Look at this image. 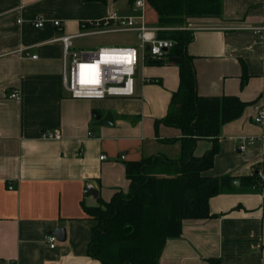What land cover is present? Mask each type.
<instances>
[{
	"label": "crops",
	"instance_id": "1",
	"mask_svg": "<svg viewBox=\"0 0 264 264\" xmlns=\"http://www.w3.org/2000/svg\"><path fill=\"white\" fill-rule=\"evenodd\" d=\"M112 9L143 13L132 0H0V264H98L87 253L95 222L83 204L96 206L127 192V161L180 154L179 141L161 138L180 137L181 131L161 125L157 136L154 125L168 113L180 83L179 63L169 61V54L165 61L140 62L130 97L73 98L63 88V45L54 39L78 34L84 22ZM144 14L149 24H160L147 0ZM38 19L46 21L43 27L32 25ZM54 19L62 21L61 30ZM186 22L194 34L188 53L199 94L234 95L250 104L223 125L220 151L204 172L233 178L227 191L209 201L216 216L185 220L181 236L167 240L159 264H210V258L264 264V187L253 189L242 181L264 170V124L253 119V105L264 103V36L254 31L264 25V0H223L220 16ZM80 38L73 39L76 48H84L76 44ZM245 69L249 76L243 86ZM13 90L21 92L20 100L9 97ZM108 111L115 124L96 125L94 112L105 116ZM48 129H60L62 138H43ZM249 137L255 142L241 149ZM212 144L200 139L196 155ZM89 186L96 196L87 192ZM61 227L66 240L51 248L45 236Z\"/></svg>",
	"mask_w": 264,
	"mask_h": 264
},
{
	"label": "trees",
	"instance_id": "2",
	"mask_svg": "<svg viewBox=\"0 0 264 264\" xmlns=\"http://www.w3.org/2000/svg\"><path fill=\"white\" fill-rule=\"evenodd\" d=\"M147 2L157 10L161 25H182L191 17L220 16L223 9V0ZM162 35L176 41L169 55L181 58L180 83L168 113L156 119L154 125L157 136L161 125L181 131L180 137L161 138L168 143L179 141L180 154L176 158L156 154L127 161V192H116L110 201L100 199L96 206L83 204L95 222L87 253L98 264H159L167 240L181 236L183 222L215 217L209 208L210 199L227 191L233 183L230 175L211 177L204 172L213 167L220 151L223 125L240 117L250 103L234 95L199 94L194 58L188 53L194 34L176 29ZM248 76L245 69L243 86ZM260 97H264V92ZM205 138L212 139L213 144L198 156V141ZM242 181L253 189L264 187V182L259 184L257 171ZM209 262L222 264L217 258H210Z\"/></svg>",
	"mask_w": 264,
	"mask_h": 264
},
{
	"label": "built area",
	"instance_id": "3",
	"mask_svg": "<svg viewBox=\"0 0 264 264\" xmlns=\"http://www.w3.org/2000/svg\"><path fill=\"white\" fill-rule=\"evenodd\" d=\"M135 9L143 11L140 15H122L112 9L105 17L98 20L84 22L81 31L76 35L62 33L54 39L63 45V88L73 98H95L103 99L112 96L130 97L135 94V75L141 61L167 60L169 52L176 45V41L164 37L162 34L176 29H187V26L180 25L171 27L168 25H151L146 21L144 8L146 0H133ZM54 26L59 30L63 24L60 19L52 20ZM32 25L40 28L46 23L44 19L31 21ZM255 33L264 36V25L255 27ZM113 32H134L139 43L137 45H112L99 46L95 49L76 48L74 38L90 35L113 33ZM149 47V49H147ZM21 53H26L27 48H20ZM28 54V52H27ZM36 58L37 55H32ZM10 98L20 100L21 92L13 90ZM254 122L264 124V103L256 102L254 105ZM42 137L47 139H61L60 129H48L42 132ZM254 137L245 138L240 145L244 149L246 144H253ZM125 155H121L125 159ZM106 155H101V159ZM259 184L264 182V170L257 169ZM10 189L14 187L9 186ZM88 192V190H87ZM45 241L53 248L58 239L53 233L46 234Z\"/></svg>",
	"mask_w": 264,
	"mask_h": 264
},
{
	"label": "rangeland",
	"instance_id": "4",
	"mask_svg": "<svg viewBox=\"0 0 264 264\" xmlns=\"http://www.w3.org/2000/svg\"><path fill=\"white\" fill-rule=\"evenodd\" d=\"M175 27L178 25H169ZM139 40L136 33L134 32H113V33H104L97 35H90L81 37L76 40V44L84 48H92L93 46H112V45H137ZM141 72V66L139 65L137 74L135 75V83L139 80Z\"/></svg>",
	"mask_w": 264,
	"mask_h": 264
},
{
	"label": "water",
	"instance_id": "5",
	"mask_svg": "<svg viewBox=\"0 0 264 264\" xmlns=\"http://www.w3.org/2000/svg\"><path fill=\"white\" fill-rule=\"evenodd\" d=\"M184 26H187L186 21L184 22ZM147 49H149V47H147ZM169 61L180 63L181 58L175 57V56H170ZM94 115H95V119H96V123H95L96 125L101 126V125H114L115 124L114 116H113V113L111 111H108L105 116H102V115L98 114L97 112H94ZM237 183H239V182H237ZM88 191L90 193L94 194L95 196L97 195V190H95L91 186H89ZM51 233H53L59 241H65L66 240V230L64 227L57 228L56 230L52 231Z\"/></svg>",
	"mask_w": 264,
	"mask_h": 264
}]
</instances>
